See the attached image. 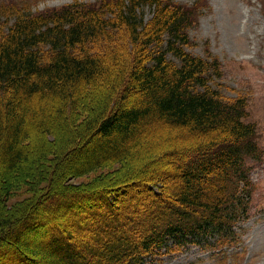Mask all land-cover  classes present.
I'll use <instances>...</instances> for the list:
<instances>
[{"label": "trees", "instance_id": "1", "mask_svg": "<svg viewBox=\"0 0 264 264\" xmlns=\"http://www.w3.org/2000/svg\"><path fill=\"white\" fill-rule=\"evenodd\" d=\"M186 1L1 7L0 264H147L238 242L262 150L218 57L191 51L208 0Z\"/></svg>", "mask_w": 264, "mask_h": 264}, {"label": "rangeland", "instance_id": "2", "mask_svg": "<svg viewBox=\"0 0 264 264\" xmlns=\"http://www.w3.org/2000/svg\"><path fill=\"white\" fill-rule=\"evenodd\" d=\"M73 0H0L1 7L27 4L33 13L60 8ZM95 3L98 0H83ZM186 3V0H180ZM205 14L190 32L192 53L218 57L227 97L246 99L247 120L257 129L262 160L253 164L254 183L249 217L237 225L238 242L225 251L189 246L147 264H264V0H208ZM148 12V9H145ZM150 13H147L148 17ZM69 220L75 217L68 215ZM91 219V218H90ZM93 219V218H92ZM107 229L101 219H94ZM92 222L84 234L92 242Z\"/></svg>", "mask_w": 264, "mask_h": 264}]
</instances>
